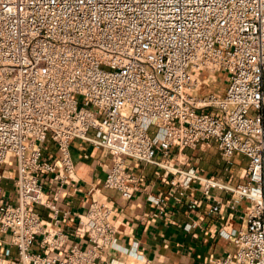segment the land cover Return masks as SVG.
Returning <instances> with one entry per match:
<instances>
[{
    "label": "built area",
    "instance_id": "1",
    "mask_svg": "<svg viewBox=\"0 0 264 264\" xmlns=\"http://www.w3.org/2000/svg\"><path fill=\"white\" fill-rule=\"evenodd\" d=\"M223 71L224 93L205 90L203 74ZM76 138L110 155L104 186L125 199L135 190L131 157L176 172L184 191L202 180L206 195L226 189L231 200H248L246 226L222 231L234 249L215 263L264 264V0H0V231L17 247L16 258L0 251V264H96L117 244L113 208L97 198L75 228L87 246L63 254L50 251L69 234L47 231L32 207L44 204L59 220L40 173L61 187L74 179ZM48 141L55 158H44ZM204 142L228 163L244 154V180L230 185L198 166L156 160ZM9 162L17 202L4 197ZM39 234L45 252L31 249Z\"/></svg>",
    "mask_w": 264,
    "mask_h": 264
},
{
    "label": "crops",
    "instance_id": "2",
    "mask_svg": "<svg viewBox=\"0 0 264 264\" xmlns=\"http://www.w3.org/2000/svg\"><path fill=\"white\" fill-rule=\"evenodd\" d=\"M46 145L44 158L57 157V146L51 141ZM70 150L76 165L74 179L61 187L52 174L40 173L46 201H54L61 210L59 220H54V211L46 205L32 206L39 213L47 231L63 230L69 234L62 249H53L50 251L52 253L63 254L72 244L87 246L86 239L77 234L75 228L79 214L88 209L94 198L113 208L111 219L118 238L117 244L108 249L96 264H216L217 258L234 249L233 242L222 231L229 232L246 226L249 201L231 200L229 190L212 189L206 195L202 190L204 181L198 180L193 187L184 191L173 182L176 172L162 164L128 157L127 167L135 176V190L130 199H125L119 191L104 186V178L112 161L102 147L76 138L72 140ZM195 155L175 146L167 158L158 153L156 160L179 169L198 166L204 177L218 178L230 185L244 180L248 163L244 154L236 153L229 164L225 162L228 165L223 163L214 167L200 162ZM242 157L246 159V164L237 167L235 161H240ZM3 168L8 175L2 183L4 197L17 202L14 182L16 165L9 162ZM236 170L240 173L237 175L239 178L235 177ZM157 197L161 198L160 202L154 200ZM194 198H198L199 203L191 208L190 200ZM218 202L220 209L214 211L213 206ZM43 237V234L37 235L31 247L33 251L47 250L43 247ZM7 248L11 250V256L7 259L16 258L17 247L11 242V234L0 231V251L4 252Z\"/></svg>",
    "mask_w": 264,
    "mask_h": 264
},
{
    "label": "rangeland",
    "instance_id": "3",
    "mask_svg": "<svg viewBox=\"0 0 264 264\" xmlns=\"http://www.w3.org/2000/svg\"><path fill=\"white\" fill-rule=\"evenodd\" d=\"M203 78L207 82V85L205 86V90L209 87V88H215L216 91H218L220 94L224 93V87H226L228 83L227 71H223L219 76H218V73H216L215 75H210V76L203 74ZM185 151L196 153V155L194 156L195 158H199L200 162H204V164L207 163L208 165H211L212 167H214V165L216 164L221 165L227 162L224 158H222V155L219 152L220 150L216 143H212V142L211 143L210 142L200 143L195 148L184 149V152ZM228 164L225 163V166ZM245 164H246V159L243 157L241 158L240 161H235V165L237 167L240 165H245ZM234 172H235L234 173L235 177L239 178V176H237V175H240L239 171L236 170Z\"/></svg>",
    "mask_w": 264,
    "mask_h": 264
}]
</instances>
